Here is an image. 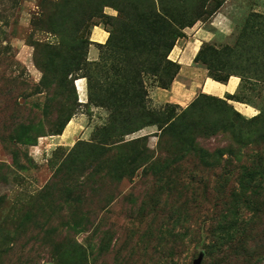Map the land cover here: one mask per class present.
<instances>
[{"label":"rangeland","instance_id":"1","mask_svg":"<svg viewBox=\"0 0 264 264\" xmlns=\"http://www.w3.org/2000/svg\"><path fill=\"white\" fill-rule=\"evenodd\" d=\"M191 1L199 16L180 20ZM242 65L219 82L239 77L236 91L245 78L228 102L262 116L245 123L263 136L247 144L249 167L264 164V0H0V264H224L210 246L231 229L249 241L248 223L264 264V208L225 205L238 174L219 190L220 174L192 157L160 176L143 172L146 156L133 168L157 148L168 103L228 97L205 78Z\"/></svg>","mask_w":264,"mask_h":264},{"label":"trees","instance_id":"2","mask_svg":"<svg viewBox=\"0 0 264 264\" xmlns=\"http://www.w3.org/2000/svg\"><path fill=\"white\" fill-rule=\"evenodd\" d=\"M195 2L196 1H191L187 3V7L183 5L179 16L180 20L191 21L199 16L201 12L199 8L201 9L203 4L201 2ZM221 3L220 1L219 4ZM153 16L160 21L162 30H168V27H171L170 21L165 17L159 14ZM157 32H160V30ZM169 40L168 38L166 40L167 52L171 50L174 44L173 40ZM261 48L260 46L259 49L261 50ZM201 55L202 50L198 53L196 58L200 59ZM168 62L171 63L170 61ZM172 64L173 63L170 64V67ZM242 67L243 65L240 66V68H227L229 69L227 70V76L219 77L213 74V77L215 80L226 82L230 75L236 73L240 74L242 72ZM208 68L209 71L213 69L211 66ZM176 72L177 71L174 73L172 72L168 78L169 81H166L167 83L172 82ZM244 79L245 78L241 77L238 90L233 93L227 92L228 97L225 98L202 93L187 107L182 108L180 112L175 111L177 104L168 103L166 120L161 129V134L158 137L157 148H146L144 152L142 151L134 161L135 165L133 168H139L140 166H137L136 162L141 160L142 163H144L143 157L146 156L148 164L143 168V172L147 171L160 176L162 173L171 170L175 163L179 162L181 159L192 157L195 160L198 159V161L204 166H207V168L220 174L221 178L217 183V185H219V190L223 189L222 182L228 183L232 175L236 176L238 174V176H236L237 184L230 192L228 197L229 201L225 202L227 208H241L249 204V200L251 199H256L259 202V204H256L257 206L255 208H264V164L261 162L262 158H254L253 156V160L250 161L252 165L249 167H247L245 160L247 154L245 149H248L247 144L251 143V138L256 137L258 134L257 128L253 131L250 125L257 124L262 116L256 115L253 119H245L241 113L234 109L232 104L228 102L229 99L240 100L235 99V97L238 92V95H241V91L245 87L243 82ZM202 104H208L211 107L214 106L216 114L213 116L212 114H200V105ZM71 114L72 111L69 113L66 120L70 119ZM247 122L250 125L247 124L246 126L245 123ZM219 134L228 137L229 142L226 146L206 148L201 146L198 141L199 136L208 138ZM171 135L180 142L179 146L175 147L176 141L174 138L169 140V136ZM257 137L262 138L263 136L259 135ZM155 152H157V154H155ZM225 155H227V157ZM234 159L239 162V164L235 165ZM236 168H238V172L234 170ZM248 225L244 233L246 235H248V233L251 234L249 241L235 242L233 236L234 233L237 232L232 229L229 231L230 229H225L224 225L219 224L218 228L221 229V232L227 234L229 231L230 235L227 238H221L219 235L217 243H213L210 247L221 255L224 264H256V262L260 260V251L257 249L259 246L257 238L259 234L255 231L257 227L250 226V223H248ZM217 230L218 229H215L214 233ZM165 247H168V245H164L159 251L164 253ZM239 249H242V251Z\"/></svg>","mask_w":264,"mask_h":264},{"label":"crops","instance_id":"3","mask_svg":"<svg viewBox=\"0 0 264 264\" xmlns=\"http://www.w3.org/2000/svg\"><path fill=\"white\" fill-rule=\"evenodd\" d=\"M207 79H210V80H213L214 81V79L206 76L205 81L203 83V89H204V91H206L208 93H211V92L217 93L219 96H223L226 92L233 93L235 91V89H236V87L238 85L239 77H238V80L237 81H236V78L233 77L227 83H221L219 81L218 82L217 81H214L215 84H212L209 88H206L207 87L206 86ZM207 83H211V82L208 81ZM239 104H243V103L240 102ZM243 108H247V107H244L243 106ZM241 109H242V107H241Z\"/></svg>","mask_w":264,"mask_h":264},{"label":"water","instance_id":"4","mask_svg":"<svg viewBox=\"0 0 264 264\" xmlns=\"http://www.w3.org/2000/svg\"><path fill=\"white\" fill-rule=\"evenodd\" d=\"M194 264H200L199 260H195Z\"/></svg>","mask_w":264,"mask_h":264},{"label":"bare ground","instance_id":"5","mask_svg":"<svg viewBox=\"0 0 264 264\" xmlns=\"http://www.w3.org/2000/svg\"><path fill=\"white\" fill-rule=\"evenodd\" d=\"M82 98V97H81ZM248 108H250V107H248ZM251 109V108H250Z\"/></svg>","mask_w":264,"mask_h":264}]
</instances>
